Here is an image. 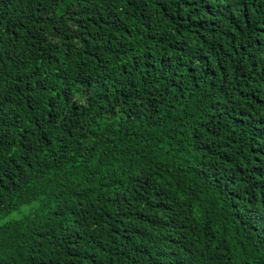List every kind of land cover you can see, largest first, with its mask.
I'll use <instances>...</instances> for the list:
<instances>
[{"label":"trees","instance_id":"obj_1","mask_svg":"<svg viewBox=\"0 0 264 264\" xmlns=\"http://www.w3.org/2000/svg\"><path fill=\"white\" fill-rule=\"evenodd\" d=\"M0 264H264V0H0Z\"/></svg>","mask_w":264,"mask_h":264},{"label":"rangeland","instance_id":"obj_2","mask_svg":"<svg viewBox=\"0 0 264 264\" xmlns=\"http://www.w3.org/2000/svg\"><path fill=\"white\" fill-rule=\"evenodd\" d=\"M27 210L28 209H24V210H22L20 212H17V213L12 214L9 219H13V218L14 219H19V218H21V217H23L25 215V213H26Z\"/></svg>","mask_w":264,"mask_h":264}]
</instances>
